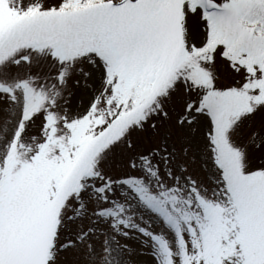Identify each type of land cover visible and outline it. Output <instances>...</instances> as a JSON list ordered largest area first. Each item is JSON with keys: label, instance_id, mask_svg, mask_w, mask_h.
<instances>
[{"label": "snow or ice", "instance_id": "snow-or-ice-1", "mask_svg": "<svg viewBox=\"0 0 264 264\" xmlns=\"http://www.w3.org/2000/svg\"><path fill=\"white\" fill-rule=\"evenodd\" d=\"M264 264V0H0V264Z\"/></svg>", "mask_w": 264, "mask_h": 264}, {"label": "rangeland", "instance_id": "rangeland-1", "mask_svg": "<svg viewBox=\"0 0 264 264\" xmlns=\"http://www.w3.org/2000/svg\"><path fill=\"white\" fill-rule=\"evenodd\" d=\"M135 264H151V258L148 255L135 258Z\"/></svg>", "mask_w": 264, "mask_h": 264}]
</instances>
